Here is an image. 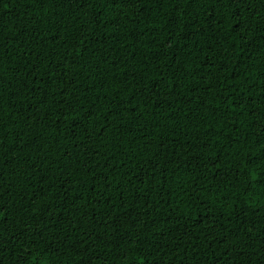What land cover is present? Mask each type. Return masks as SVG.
<instances>
[{
  "label": "trees",
  "instance_id": "1",
  "mask_svg": "<svg viewBox=\"0 0 264 264\" xmlns=\"http://www.w3.org/2000/svg\"><path fill=\"white\" fill-rule=\"evenodd\" d=\"M0 264H264V0H0Z\"/></svg>",
  "mask_w": 264,
  "mask_h": 264
}]
</instances>
